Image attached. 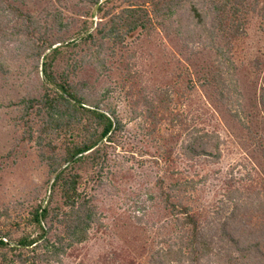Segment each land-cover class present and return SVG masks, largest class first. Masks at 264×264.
Wrapping results in <instances>:
<instances>
[{
	"label": "trees",
	"instance_id": "obj_1",
	"mask_svg": "<svg viewBox=\"0 0 264 264\" xmlns=\"http://www.w3.org/2000/svg\"><path fill=\"white\" fill-rule=\"evenodd\" d=\"M34 1L39 7L0 0V90L10 85L6 107L24 128L19 141L39 147L49 191L25 215L15 214L12 204L0 206V264L62 263L93 231L107 228L100 191L106 181L117 190L115 173L125 180V165L135 158L110 101L112 89H100L111 76V60L123 65L118 88L135 104L134 117L143 115L138 105L146 108L154 126L148 135L157 139L166 119L171 131L159 132L164 144L140 168L146 199L120 227L137 233L133 241L121 236L129 246L143 232L152 238L150 246H137L132 264H264V75L246 112L240 67L230 56L250 14L264 16V0H81L73 7ZM160 34L176 55L162 64L169 72L164 83L148 84L138 50ZM196 87L245 130L247 158L224 175L213 204L201 196L209 175L194 168L202 159L221 162L225 140L217 130L190 127L174 107L176 95ZM117 250L105 257L118 262Z\"/></svg>",
	"mask_w": 264,
	"mask_h": 264
},
{
	"label": "rangeland",
	"instance_id": "obj_2",
	"mask_svg": "<svg viewBox=\"0 0 264 264\" xmlns=\"http://www.w3.org/2000/svg\"><path fill=\"white\" fill-rule=\"evenodd\" d=\"M33 2L35 1L32 0L31 6L35 5ZM51 2H55L56 6L60 7L64 5L73 7V4L78 5L81 0H62L61 2L53 0ZM35 6L39 7V5ZM68 13L72 14L71 11ZM261 13L252 12L250 14L246 27L247 33L237 37L238 39L234 41V48L230 54L240 67L238 77L240 78L241 89L247 99L243 102L246 112L251 108L249 99H253L264 75V16ZM98 17L96 15V21L99 20ZM132 40L134 39H129L128 42H132ZM172 45L162 34L153 39H144L138 50L137 61L138 68L143 71L146 83H164L169 72L162 64L165 65L166 61L172 62L173 55H176V47ZM112 61L108 63L110 70H112L111 76L103 77L100 89L103 90L106 87L112 89L110 101L126 125L123 136L128 143L127 151L135 158L129 160L125 165V169L129 170L125 180L119 178V173H115L117 176L113 180L115 183L119 182L115 185L117 190L110 184L111 181L109 183L106 181V186L102 189L103 191H100V204L107 228L103 227L98 232L93 231L87 242L68 251V254L63 257L62 263L51 264H132L133 259L137 260V246L138 249L143 246H150L148 244L152 240L149 233L143 232L140 234L141 241L136 243L135 247L133 246L135 249H132V246L123 242L121 236L125 234L130 241H133V237H136L137 233L134 232L133 228L128 227L123 230L120 227L135 210V205L142 204L146 199L145 194L148 186L143 187L140 183L142 180L141 172L144 170V168H140L145 167L143 165H148L146 160L151 158V155L157 154L160 146L164 144L158 141V138L161 137L158 135L159 132L162 131L168 136L171 131L166 119L164 123L159 125L160 131L154 134L157 139L148 135V131L154 129V126L150 120L147 121L146 119V108L138 105V109L143 111V115L134 117L133 108L135 104L127 95L126 89L118 88L123 80L121 74L123 65L118 69L116 63H112ZM172 70L176 71L174 67ZM82 76L84 77L85 74L83 73ZM93 76L95 77L94 73ZM19 81L21 78L17 82ZM9 88L10 85L0 90V206L6 207L12 204V210L15 214L25 215L33 205L42 203L49 191L47 190L48 167L45 162H41L38 156L40 149L35 142L19 141L24 128L19 122L18 113L14 112L12 108L6 107L10 97L13 96ZM204 92L201 87H196L188 93V96L176 95L174 107L188 121L190 127L217 130L225 140L222 145L223 158L221 162L212 163L202 159L194 168V172L200 176L209 175L206 184L202 186L203 193L201 196L205 202L213 204L216 198H219L220 184L224 175L229 173L234 165L245 161L247 154L246 150L242 149L243 139L241 136L243 137L245 132L243 127L238 120L225 114L222 110L223 107L217 111L214 108L215 104L212 105L207 100ZM218 106L221 105L218 104ZM243 115L245 114L243 113ZM175 145L178 149L179 145ZM122 153H125L124 150H121L119 155L122 156ZM118 160L122 161V157H119ZM182 162L180 165L185 171L188 168L184 164L185 162ZM117 164L119 166L120 162ZM116 170L118 172V169ZM55 202H60L58 196ZM117 219H119L118 223L115 222ZM116 226L118 227L115 228ZM154 236L157 237V235ZM114 248H117L121 255L118 262L115 263L110 262L105 257L107 254L110 255Z\"/></svg>",
	"mask_w": 264,
	"mask_h": 264
}]
</instances>
